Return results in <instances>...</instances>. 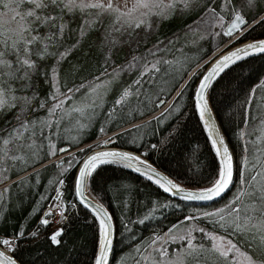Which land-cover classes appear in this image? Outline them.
Wrapping results in <instances>:
<instances>
[{
	"label": "snow or ice",
	"instance_id": "1",
	"mask_svg": "<svg viewBox=\"0 0 264 264\" xmlns=\"http://www.w3.org/2000/svg\"><path fill=\"white\" fill-rule=\"evenodd\" d=\"M124 2L126 10L122 9L116 0H0V8L9 10L4 14L9 17L7 20L4 19V16H0V115L6 114L7 111H11L17 106L20 108L19 113L15 117L19 122L17 127L12 128L5 136H0V166L6 160H26L27 153H31L32 157L39 159V149L34 139L36 129L39 127L42 132L44 128H51L53 123L50 119L21 120V117L28 113L29 110H36L32 106V102L37 98V93L33 92L32 96L17 95L16 93L32 88L35 76H44L45 83L51 84L54 91L50 92L48 97L40 102V107H46L48 100L56 101L48 108L49 117L53 116L56 110L62 108L67 100L72 99L69 93H78L86 87L84 84H81L75 88H69L65 93H61L58 79L59 66L67 60L73 50L80 46L81 41L88 36L89 32L100 30L97 25H104V17L108 18V25L102 33L103 43L101 47L104 45L116 46L121 42L119 37L125 34L131 40L136 29L143 28L146 31L150 29L154 18L156 20H168L177 13L184 15L198 9L204 10V15L201 16L199 21H195L194 23H203L211 27H222L224 16L221 13L230 12L233 18L227 29L223 32V35L233 37L234 33L240 32L243 34V32L251 27L245 18L244 9H255L257 4L264 2V0H240L239 5L237 4V0H221L219 12L217 11L216 0H210V2L209 0H130V7H128L129 0H124ZM22 6L27 7L22 8ZM66 15H72L73 17L76 15L80 16L81 23L77 29H69V22L65 19ZM12 23L16 24L14 29L9 27ZM259 23H264V17H261L259 21L254 20V24ZM189 28H191V25ZM69 31L77 33L78 38L74 44L64 47L63 51H59L63 46L65 35ZM215 35L219 36L220 33H216ZM236 39H239V37H236ZM169 43L172 42L170 41ZM159 50L158 47L151 49L148 54L155 56ZM254 53H264V40L236 48L219 60H216L211 68L202 74V78L196 88L195 107L201 121L204 122L206 129L210 133L209 139L212 141L217 156L221 157L222 166L219 176L212 187L203 189L195 194L191 192L186 193L185 199L212 200L214 197L220 196L232 182V157L229 155V150L225 146L224 139L218 137L215 126L210 122L211 113L208 100L206 99V92L226 69ZM9 57H13L14 59H10ZM48 58L55 60V64L49 70L50 76L49 71H46L39 63L40 61H46ZM140 60V57L133 56L132 61L129 62L125 70H135L139 66ZM172 63L171 61L159 59L154 63L146 62L143 64V70L140 71V77H144L149 72L158 73L161 71L160 65H171ZM192 75L196 77L201 74L193 72ZM96 79L99 80V77H96ZM17 82H19V87H14L13 85ZM111 82L108 81L107 84H111ZM140 83L141 79L139 78L134 81V84ZM102 86L106 85L97 84L91 87L90 91L95 92ZM130 87L123 90L121 96L115 102L117 105L125 103L128 97L132 95ZM257 88H264V79L252 91L255 92ZM180 94L182 93H177V95ZM61 95L64 97L63 100L58 99ZM87 107H92V105H87ZM71 111L83 114V109L81 108H73ZM55 123L59 126V120ZM25 133H29V135L25 136ZM28 141L31 142L29 143ZM110 142V139L105 140L99 146H106ZM9 145H15L16 151H26V154L10 155L13 149ZM152 147L156 148L157 145H152ZM49 148L50 155H55L56 151H65V149H56V146L51 143L49 144ZM91 148L92 146L89 145L86 149H80V151L86 152L91 150ZM142 155H147V153H143ZM104 164H117L131 168L133 171L147 176L149 180H153L154 176L158 177L153 182L158 184L165 192H170L172 189H175L176 192L183 191L172 180L166 179L157 173L150 164L139 156L118 151L96 152L84 161L75 180L76 195L80 198V203L86 208L89 207V204L83 196V187L98 166ZM141 165H144L147 171L141 172ZM4 178L7 179V177ZM255 179L256 177H252L253 181ZM59 182L63 184V180ZM245 182L250 183L249 181ZM59 196L60 191L57 189V197L54 199H59ZM243 196L254 199L257 203L245 205L242 208L230 209V219L226 220L223 215L220 216V220L224 221V223L220 224V227L225 229L229 235L239 234L247 247L257 254V258L248 255L246 252H241L238 244L233 243L231 239L226 241V247H224V237L218 238L213 235L209 237L210 240L214 241L209 251L217 253L220 258L214 264H238L235 257L229 261V254L233 252L242 255L246 264H264V184L256 192L242 191L236 197V200L241 201ZM42 199L44 198L42 197ZM57 209H59L58 214L60 222H62L66 219L62 203L50 205L45 216L56 214ZM220 211L222 212L223 210ZM257 212L259 213V217L254 215ZM94 215L99 220L100 225L99 249L94 264H108V250L112 246L110 232L112 218L102 205L95 207ZM205 215H216V213H206ZM0 218H2V212H0ZM41 223L47 226L50 221L42 219ZM197 230L204 231V229ZM171 231L172 229L169 230V232ZM62 234V228L52 233L49 237L51 243L59 245ZM37 235L38 230L30 233L32 237H36ZM187 235L189 237L187 241L188 250L182 255L169 258L167 264H191L186 258L193 257L198 259L200 253L204 251L203 245L197 247L192 243L191 232H188ZM205 235L207 236L208 234L205 233ZM24 236L25 233L21 230L13 239L0 238V244L7 248V252L0 251V264H18L13 256L8 255V252H14L18 246L16 241L24 238ZM172 239L173 241L176 239L185 240V235H174ZM217 239L221 243H215ZM152 243H155V240ZM158 251H160L161 257L168 255L166 250L158 249ZM153 264H157V262H153ZM158 264H165V262L161 260Z\"/></svg>",
	"mask_w": 264,
	"mask_h": 264
},
{
	"label": "trees",
	"instance_id": "2",
	"mask_svg": "<svg viewBox=\"0 0 264 264\" xmlns=\"http://www.w3.org/2000/svg\"><path fill=\"white\" fill-rule=\"evenodd\" d=\"M217 3L218 1L216 0V7L218 5ZM263 4L264 2H259L256 8L252 10L246 8L244 9L246 20L248 23H253L250 25L251 27L247 31L241 34V40L264 38V23L254 24V20L259 21L261 17H264ZM223 15L227 20L230 17V12L223 13ZM195 16L196 15L191 16L190 19L183 21L175 28L172 26V29L171 27L167 29L164 28V30H166L164 34L166 35L163 36L162 34V37H167L166 43L169 44L165 48H169L170 50L176 46H185L186 43L189 42L191 38V31L180 30V28L186 26ZM65 19L69 22V29H77L81 23V18L79 15H76L75 17L72 15H66ZM97 27L100 30H93L89 32L88 36L81 41L80 46L73 50L71 55H69L72 56L74 53L81 51L85 56V58H83L84 60L82 59V62L84 63H80L79 60H77V62L82 66L89 65L90 62L87 59H92V56L89 54H97L95 55V59L97 60L102 59L104 56V48L101 47V45L102 33L105 29V25H97ZM157 34H161L159 29L157 30ZM220 35V39L224 40L225 36L223 33H220ZM77 38V33H73L72 31L67 32L64 38L63 46L59 49V51L64 50V47L66 46L74 44ZM157 40H159V37L154 38L151 41L146 40L142 43L137 42L139 45L136 49L139 51L145 50L153 43L157 42ZM170 41L172 43H169ZM189 48L193 52H204L198 56V59H193L192 64H190L188 69L182 73L181 79L175 86L177 87L178 85V88L187 78L186 77L183 79L187 72L191 68L193 69L196 67L198 62L204 57L208 56L212 50L207 38L201 39ZM149 58L153 59L155 62L157 59L164 60L167 57L165 56L164 52L160 51L154 57L152 56ZM185 58L186 56L184 54L183 56L179 55L178 60L184 59L182 62L184 63ZM65 63L66 61H64L62 64L64 65ZM159 67L162 68V66ZM72 70L74 72H70L69 77H73L75 75L76 70ZM152 73L153 72H149L147 77H151ZM263 73L264 53L252 54L226 69L225 72L212 84L210 88L208 95L210 106L231 148L233 135L235 134L234 131L239 127L240 122L243 121V119H240V116L241 114L243 116V110L245 111V108H239V102L242 101V98H239V96L241 94L247 93L250 85L255 82ZM163 74H166V76L163 75L162 77L158 78L164 77L163 79H167L166 81H168L173 75H177V70L173 65L163 70ZM148 78L146 80H149ZM195 80L196 77H192V80L188 81L186 88L184 89L180 98L183 99L182 101L185 103L184 105L188 108V113L184 117L177 119L176 126L170 134H165L166 136L164 137L166 138V141L164 144L162 142V147H158L156 142L153 144V140L148 142L146 141V138L144 139V137H142L145 133V130L147 131L150 127H152V122L154 121L153 119H150L144 124L130 127L127 130H121L122 132L117 133L118 135L115 136L116 140H114L115 145L118 147L126 148L132 151L136 150L137 152H142L140 147L141 145L143 147L145 146V148L148 150L143 151L142 154L147 153V155L143 156H145L154 166L165 172L177 182L191 187L203 186L212 182L215 178H217L219 171L218 163L215 160L213 150L207 138H204V150H198L199 146H201L200 144L196 147V149L194 148V154H192L193 152L190 153V151L193 149L189 148L196 146L195 141L198 139L197 132L193 128L194 124L197 128L198 122V114L195 110L192 98ZM140 85L141 86H139L138 90L135 89L136 86H134V88L131 87V89L133 88L137 91V93L132 94L130 98L132 101L135 100L133 106L127 108L124 103L121 105H114L113 119L118 117L121 118V116H129L132 113L135 114V119H138L139 115L142 116L145 114L143 110H145L146 107L148 108L149 105L145 102L143 95L145 88H147L149 85L144 83H141ZM109 97L110 96H108V98ZM151 106L153 110L158 108L155 104H152ZM231 107L233 109L230 111L231 114H229ZM256 112L251 118H247L248 124L254 123V121H256L255 118H258ZM2 116L3 115H0V118H2ZM189 117L192 119H189L188 121ZM142 132L144 133L141 134ZM138 139H140V141ZM143 139L144 142L141 141ZM147 139H149L148 136ZM136 140L139 142L135 143ZM152 145H157V147L153 148ZM157 148L159 149L157 150ZM165 150H168L169 154L167 151L164 153V155L163 151ZM71 153L77 155L74 164H72L75 165L84 152L76 150ZM184 154H186L187 158L191 161L187 165L186 163L183 164L181 162V160H183ZM22 155H25V153H22ZM180 156L181 158H179ZM28 159L32 160L31 153H29L26 160L23 161H27ZM202 159L205 161L207 160V162L209 161V164L211 160L212 165H214L212 173L209 174V171L207 170L209 167L206 169L199 168L200 164L197 163ZM31 165L34 166L33 168L29 169ZM54 165L56 164L48 160L42 161L40 163L32 162L30 165L25 164L18 169V173L14 175L13 173L11 174L12 177H17L10 179L11 182H9L7 185L9 186L7 189L4 190L3 188H0V212L3 211L2 218H0V235L15 237V230H23L25 233L24 238L16 241L18 246L15 248L14 252H11L12 255L19 262H21V264H92L93 250L95 248V235L97 234V222L93 214L88 212L85 207L77 202H74V214L76 215L73 216V219L68 218L67 222L62 227L63 234L62 237H60L61 243L59 245H53L50 242L49 234L41 236L43 233H45L46 227H43L40 222L38 225L36 224L38 227V229L36 228L38 230V235L36 237L30 236V233H32V228L37 221V217L41 213L45 202L53 190V187L47 188L49 187L47 185V181H55L57 177H61L59 176L57 169L53 168ZM27 169H29V171L22 175V170ZM201 171L203 172L201 173ZM238 172L239 166L237 165L234 167L233 178H235L236 175L238 176ZM196 173H201V176H199V174L198 177H193L196 175ZM70 179L71 172L66 178V184L63 191L68 192V195L71 199H75L73 196L72 182H70ZM87 183L90 192L107 208L113 221V248L109 264H132L134 260L132 257L133 246H137V248L141 249V247L146 244L144 243V239L146 236H150L149 234L151 233V229H156L158 233L159 230L167 229V227H169V225L174 221L173 219L166 221V223L164 222V219L172 217L170 215H176L175 218L181 219L188 214L195 216L196 214L193 212L194 207L210 208L216 205H221L218 208L219 210L215 212L216 215L201 218L204 223L209 224V226H214V224L220 225L221 223H224V221L220 220L221 215H223L226 220L230 219L228 215L230 209L242 208L245 205L257 203L256 200L249 199L247 196H243L241 201H237L236 197L239 195V189L236 195L233 194L234 184L220 198L206 204H200L189 200H183L181 198L171 197L160 187L152 183V181L136 174L130 168H126L117 164H104L98 166L93 175L88 178ZM261 185L262 184L257 180H252L246 192H256V190L259 189ZM42 197L44 199H42ZM11 207L15 208V211H11ZM220 210L223 211L221 212ZM4 211L8 213L4 214ZM28 212L29 214H26ZM33 212L34 214H32ZM254 215L259 217L258 212L254 213ZM222 232L226 233V230L223 229ZM239 237L241 238V236ZM240 245L242 248L244 247L243 244ZM246 248L248 247L246 246ZM219 259V257L212 253L203 252L200 253L198 259L187 257V261L191 262V264H195V262L214 264V262L218 261Z\"/></svg>",
	"mask_w": 264,
	"mask_h": 264
},
{
	"label": "rangeland",
	"instance_id": "3",
	"mask_svg": "<svg viewBox=\"0 0 264 264\" xmlns=\"http://www.w3.org/2000/svg\"><path fill=\"white\" fill-rule=\"evenodd\" d=\"M217 1H218L217 11L219 12L220 11L219 4L221 0H217ZM116 2L122 9L126 10L124 0H116ZM239 3H240V0H237L238 5ZM130 6H131V2L129 0L128 7ZM24 7H27V6H22V8ZM8 11H9L8 9L0 8V16H4V19L7 20L9 17L5 16L4 14ZM221 14L223 15V13ZM194 15L196 16L186 26H183L182 28H180V30L191 31L190 32L191 38L189 42H187L185 46H179V47L176 46V47L171 48L170 50L169 48H165L169 44L166 43L167 37H162V34L163 36L166 35L164 34L166 32L164 28L167 29V28H170L171 26L175 28L179 26L183 21L190 19V17ZM203 15H204V10L198 9L194 12L186 13L184 15H180L179 13H177L171 19H168V20H156L154 18L152 27L150 29H148L147 31L143 28L136 29V32L133 35L131 40L129 39L127 34H125L119 37L121 42L117 44L116 46L104 45L103 46L104 56L102 59H98V60L95 59L96 58L95 55L97 54L95 55L89 54L90 56H92V59H87L90 62L88 66H82L77 62V60H79L81 63L84 60L83 58H85V56L82 54L81 51L74 53L72 56H68L67 60H65L66 63L64 65L61 64L59 66L58 79H59V85H60V92L65 93L67 92L69 88H75L81 84H84L86 87L81 89V91L78 93H75V94L69 93V95L72 96V99L67 100L64 103L63 107L57 109L55 114L51 117H49L48 108H50L52 104L55 103L56 101L48 100L46 107L44 108L40 107V102L42 100H45L48 97L50 92L54 91L51 84L45 83L44 76H41V75L35 76L33 78L34 86L32 88L27 89L24 92L16 93L17 95H27V96H32L33 92L37 93V98L33 100L32 102V106L36 110L35 111L29 110L28 113H26L24 116L21 117V120L50 119L53 123H52L51 128H44L42 132L40 131L39 127H37L36 129V136L34 137V139L39 149V157H40L39 159L32 157V160L28 159L27 161H23V162L6 160L4 164L0 166V188H3L4 190L7 189L9 187L7 185L9 184V182H11L10 179H12L13 177H17V176L12 177L11 174L13 173L14 175L18 173L17 172L18 169L25 164L30 165V163L32 162L40 163L42 161H47V160L56 164L55 160L60 159L62 161L60 165L56 164L53 166L54 169L55 168L57 169L58 174L61 177L59 178L57 177L55 181L53 180L47 181V185L49 186L47 188L53 187V190H52L51 195L45 202V205L41 213L37 217V221L32 228V232L37 231L38 229L37 225L39 224V222L41 223L42 219H48L50 223L47 226L41 223L43 227H46L45 233H43L41 236H45L49 234V237H50L51 234L54 233L57 229H61L64 226L68 218L73 219V216L76 215L74 214V209H75L74 202H76L75 199L72 198L73 199L72 201V199L68 195V192H65L63 190L65 188L66 178L68 175H70V172H72V169H73L72 167L74 166L72 164H74V161L76 160L77 155L73 153H68L64 155L63 157H59L60 155L58 154V151L55 152V155H50L49 154V151H50L49 144L50 143L54 144L56 146V149L66 148L67 150H70V149H74L75 147H79V146H84L80 149H86L87 146L89 145H91L92 148H94L97 145L103 144V141H105L106 139L110 137H113L114 140H116L115 136L118 135L117 133L122 132L125 129L127 130L130 127H133L139 124H144L150 119H153L154 121L152 122V127H150L147 131L145 130V133L142 132L141 134L144 133L142 137H144V139L146 138V141L150 142V140L151 141L153 140L152 141L153 144L154 142H156L158 147H162V145L166 141V138L164 137L166 136L165 134L166 133L170 134L176 126L177 119L180 117L181 118L184 117L188 113V108L184 105L185 103L182 101L183 99H180L182 94L177 95V93H183L188 81L192 80L193 73L190 74V70L192 68L187 72V74L183 78L185 79L187 77L183 81V84H181L179 88H178V85L177 87L175 86L181 79L182 73H184L188 69L189 65L192 64L193 59H198V56L204 52V51L193 52L190 50L189 47L196 44L201 39L207 38V40L209 41L210 47L212 48L211 52L209 53L211 54L214 51H217L219 47L221 46V44L224 41H226L225 40L226 38L224 40H221L220 39L221 35L217 36L215 34L223 33L222 28L230 17L226 20L225 16L223 15L224 21H223L222 27L220 26L211 27L203 23H200V24L194 23L195 21H199L201 16ZM230 16H231V13H230ZM103 19L105 21L104 25L106 28L108 25V18L104 17ZM190 25H191V28H189ZM9 27L14 29L16 27V24L12 23L11 25H9ZM158 29L160 30L161 34H157ZM157 37H159V40H157V42L153 43L147 49L142 50V51H139L138 49H136L139 43H142L146 40L151 41L152 39L157 38ZM137 42L139 43L137 44ZM102 43H103V39H102ZM157 47L160 50L157 51L156 54L160 51L164 52L165 56L167 57L164 60L171 61L173 63L171 65L162 64L160 65L162 66L160 72L158 73L153 72L151 74V77L149 78L147 77L148 74L141 78L140 71L143 70V64L146 62L154 63L153 59L149 58V57H152V55L148 54L149 50L157 48ZM60 51H63V50H60ZM183 54L186 56L184 63H182L184 59L178 60L179 55L183 56ZM133 56L141 58L139 62V66L135 70L126 71L125 69L128 66L129 62L132 61ZM10 59H13V58H10ZM203 59H201L200 61H202ZM39 63L41 64L42 67L45 68L46 71H49L51 67L55 64V60L53 58H48L46 61H40ZM173 65L175 66V69L177 70V75H173L172 78L169 79L168 81H166L167 79H163L164 77L158 78V77H162L163 75L166 76V74H163V70ZM72 69L76 70L75 75L73 77H69L70 76L69 73L74 72ZM83 70H88V71H83ZM50 75L51 74L49 71V76ZM96 77H99V80H97ZM146 77L149 80H146L147 79ZM138 78L141 79L142 84L144 83V84L149 85L147 88H145L144 95H143V98H145V102L149 105V107L148 108L146 107L145 110H143L145 114H143L142 116L140 115L138 116V119H141L143 117L144 118L141 120L135 119L136 116L135 114L132 113L129 116L128 115L124 117L121 116V118L118 117V118L113 119L114 118V113H113L114 105H117L115 103L116 100L121 96L123 90L125 88H129V86L133 88L134 86H136L135 89L138 90L139 86H141L140 85L141 83L134 84V81H136ZM262 79H264V73L261 74L259 78L250 85L247 93L241 94L240 95L241 97L239 96V98H242L241 99L242 101L239 102L240 103L239 108H245V111L243 110V116L242 114L241 116L239 114L240 119H243V121L240 122L239 127L236 128V130L234 131L235 134L233 135V139H232L233 151H232V148L229 146L231 149L232 155L234 154L233 155L234 167L237 165L239 166L238 176L236 175V177L233 178V181L231 184V186L234 184L233 194L235 195L237 194L238 189H239V194L242 191L246 192L248 190L252 182V177H256L255 180H257L261 184H264V88H257L255 92L252 91V89L256 88V86L260 83ZM108 81H112L111 84H107ZM97 84L106 85V86H102L98 88L97 91L91 92L90 91L91 87H94ZM13 86L19 87V82H17ZM131 87H130L131 93L132 94L137 93V91L133 88L131 89ZM210 88L208 90L207 97L209 95ZM108 96H110L109 97L110 99L108 98ZM130 98H131V95L128 97L127 101L124 103L127 108L133 106L135 103V100L132 101ZM58 99L63 100L64 97L61 95ZM160 100L163 101V104H164L163 108L161 109L155 108V110H153L151 105L152 104L157 105V102ZM87 105H92V107H87ZM73 108L83 109V114H81L80 112L71 111V109ZM232 109L233 108L231 107V109L229 110V114H231L230 111H232ZM19 111H20V108L19 106H17L11 111H7L6 114H3L2 118H0V136H5L9 131H11L12 128L17 127L19 122L15 119V117L19 113ZM255 112H256V115H258V118H255L256 121H254V123L248 124L247 118L248 117L251 118ZM189 119H192V118L189 117L188 121ZM234 119H235V116H234ZM57 120H59V126H57L55 123ZM197 121H196L197 128L195 124L193 128L197 132L198 141L197 140L195 141L196 146H192L189 148V149H193L190 151V153L193 152L192 154L195 153L194 150L200 144L201 146H199L198 150L200 151L201 149L204 150V147H203L204 138L208 139L211 145V148H212V144L206 132L205 126L203 122L201 121L199 115H197ZM101 129H103V131H101ZM118 129L119 130L122 129V131H119L111 136L109 135L106 136L107 134L115 130H118ZM27 135H29V133H25V136ZM147 136L149 137V139H147ZM97 138H99L97 142L87 145L88 142H91ZM144 139L141 141L144 142ZM138 140L140 141V139ZM139 141L136 140L135 143H138ZM28 142L30 143L31 141H28ZM9 147L13 149L10 155H22V153L26 154V151H16L15 145H9ZM140 147H141L142 152L148 150L147 148H145V146L143 147L141 145ZM80 149L78 150L80 151ZM158 149L159 148H157V150ZM134 151L135 153L139 154V157L148 160L145 156L142 155V152H137L136 150ZM167 151L168 150L163 151V154L166 153ZM213 153L215 156V160L218 161L214 150H213ZM168 154H169V151H168ZM28 155L29 153H27V156ZM179 158H181V156ZM187 159L188 158L186 154H184L183 160H181V162L183 164L186 163L187 165L191 162L190 159L188 160ZM148 162L152 164L149 160ZM197 164H200L199 168H202V169L204 168L206 169L207 167H209V169L207 168V170L209 171V174L212 173L214 165H212L211 160H210V164H209V161L207 162V160L205 161L203 159L200 160V162H198ZM213 164H214V159H213ZM33 166L31 165L29 169L33 168ZM29 169L22 170L21 174L22 175L26 174L29 171ZM202 172L203 171H201V173ZM201 173H196V175L193 177H198L199 174H200L199 176H201ZM242 174H243V178H242ZM4 177H7V179H5ZM216 179L217 178H215L212 182L206 185L192 186V187L185 186L177 182L175 179L173 180L176 181L182 187L193 188V189H204L212 185L216 181ZM61 180H63V184H60L59 181ZM245 181H249L250 183H246ZM87 182H88V179L85 184V193L90 198L101 203L90 192ZM57 189H59L60 191V196H59V199H54L57 197ZM183 200H186V199H183ZM61 203L64 209V214H65L66 219L60 222V216L58 214L59 209H57L56 214L45 216V213L48 211L50 205L61 204ZM219 206L221 205H216L210 208L194 207L193 212H195V214L199 215L200 217L196 215L193 216L191 214H188V215H185V217L180 219V218H175L176 215H170L172 217L164 219V222L166 223V221H170L173 219L174 221L173 223L169 225V227H167V229L159 230V233L157 232L156 229H151V233L149 234L150 236L145 237L144 243L146 244L143 247H141V249L137 248V246H133L132 257L134 258V260L132 264H153V262H157L158 264V262L161 260H163L165 264H167V260L169 258H174L177 255H182L188 250V247H187V241L189 239L187 235L188 232H191V239L194 245H196L197 247H199L200 245L204 246L203 253H212L218 257L217 253L209 251V249L212 248V244L214 243V241L210 240L209 237L215 235L218 238L221 236L224 237V244H223L224 247H226V241L228 239H231L233 243L238 244V246L241 249V252H246L248 255H252L254 258H257V254L253 253L251 248H246L247 245L245 241H243L239 237L240 236L239 234L229 235L227 232L226 233L222 232L223 229L220 227V225L214 224V226L213 225L209 226V224L204 223V221L201 220V218H204L207 216L211 217V215H205V214L215 213L216 211L219 210L218 209ZM13 210L15 211V208L11 207V211ZM86 210L88 212H91L87 208ZM7 213L8 212L4 211V214H7ZM26 214H29V212ZM32 214H34V212ZM91 214H93L97 222V234L95 235V248L93 250V261H94L96 249L99 243L100 225L94 213L91 212ZM170 229H172L171 232H169ZM197 229H204V231H199ZM18 231L20 232V230ZM18 231L15 230V233L16 234L19 233ZM205 233H207L208 235L206 236ZM180 234L185 235V240L176 239L175 241H173L172 236L174 235L178 236ZM0 238L13 239L14 237L0 235ZM153 240H155V243H152ZM215 243H221V241L217 239ZM240 244H243L244 247L242 248ZM0 247L4 249L5 251H7V248L4 245L0 244ZM112 248H113V243H112ZM158 249L166 250L168 255L165 257H161L160 251H158ZM8 253L12 255L11 252H8ZM233 257H235V259L238 261V264H246L244 257L240 255L239 253H235V252L230 253L229 261H231ZM19 263L21 264V262ZM195 264H203V263L195 262Z\"/></svg>",
	"mask_w": 264,
	"mask_h": 264
},
{
	"label": "water",
	"instance_id": "4",
	"mask_svg": "<svg viewBox=\"0 0 264 264\" xmlns=\"http://www.w3.org/2000/svg\"><path fill=\"white\" fill-rule=\"evenodd\" d=\"M262 15H263V14H262ZM260 17H261V16H260ZM232 18H233V17H232V15H231L230 18L226 21L225 25L223 26V28H222V32H224V31L227 29V27L229 26V23H230V21L232 20ZM247 22H248V21H247ZM252 23H253V22H252ZM252 23H248V25H251ZM224 36H225V35H224ZM240 36H241V33H240V32H236V33H234L233 37L225 36V38H226L225 40H226V41H224V42L221 44V46L219 47V49H218L217 51H214L213 53L209 54V55L206 56L202 61H200V62L196 65V67H194V68L190 71V74L193 73V71H194V72H199L201 75L196 76V78L198 77V78H199V82H200V79L202 78V74H203V73H206L207 70H208L209 68H211L212 64L215 63L216 60H219L221 57L227 55L229 52L234 51L236 48L243 47V46H245V45H247V44H249V43H253V42L260 41V40H264V38L244 39V40H241V39H240ZM236 37H239V39H236ZM254 54H256V53H254ZM199 82L197 83L196 88H197V86L199 85ZM196 88H195V90H194V103H195V104H196V95H195V93H196ZM208 90H209V89H208ZM208 90H207V92H206V99H207V100H208V97H207ZM161 101H162V100H160V101L157 102V107H158L159 109L163 108V106H164V104L161 103ZM208 104H209V110H210V113H211V121H210V122L215 126L216 134L218 135V137L224 139V141H225V146H227V147H228V150H229V144H228L227 139H226V137L224 136V134H223V132H222L220 126H219V123H218V121H217V119H216V117H215V114H214V112H213V110H212V108H211V106H210L209 100H208ZM202 122H203V121H202ZM203 124H204V122H203ZM204 126H205V125H204ZM205 129H206V127H205ZM121 130H122V129H120V130H119V129H118V130H115V131H113V132L107 134L106 136H108V135L111 136V135H113V134H115V133H117V132H119V131H121ZM206 132H207L208 137H209V136H210V133H209V131H208L207 129H206ZM106 136H105V137H106ZM109 139L111 140V142L108 143L106 146H99V145H97L96 147L91 148V150L84 152V153L80 156V158L78 159V161L76 162V164L74 165V167H73V169H72L70 182H72V181L74 180V191H75V197H76L75 201L78 202L79 204H81V203H80V198L77 197V195H76V188H75V180H76V177H77V175H78V173H79V169H80V167L83 165L84 161L88 159L89 156L93 155V154L96 153V152L109 151V150H103V149H109V148H111V147H115L114 138H113V137H110V138H108V139H106V140H109ZM98 140H99V138H97V139H95V140H93V141H91V142H88L87 145H89V144H93L94 142H97ZM210 142H211V144H212V141H211V140H210ZM100 145H102V144H100ZM82 147H84V146L75 147L74 149H70V150H67L66 148H61V149H65V151H58V154L60 155L59 157H63L64 155H66V154H68V153H71V152H73V151H76V150H78V149H80V148H82ZM212 148H213V145H212ZM213 150H214V152H215V154H216V150H215L214 148H213ZM122 153H123V152H122ZM229 155L232 157V163H233V176H234V158H233V155H232L231 150L229 151ZM216 156H217V154H216ZM144 160H145L148 164H150V163L148 162V160H146V159H144ZM217 160H218L217 162H218L219 172H220V169H221V166H222V165H221V157L217 156ZM55 161H56V164H57V165H60V164L62 163V161H61L60 159H57V160H55ZM150 165L152 166L153 169H155V171H156L157 173H159L160 175H162V176L165 177L166 179H170V180H172V181H173L178 187H180L181 189H183V191H181V192H176L175 189H172L170 192H165V191L161 188L165 193H167V194H168L169 196H171V197H176V198L185 199L184 197H185L186 193L191 192V193H194V194H195V193H199L201 190H203V189H193V188L182 187V186L179 185L176 181H174L172 178H170L165 172H163V171L160 170L159 168L153 166L152 164H150ZM140 168H141V172H145V171H147V169H146V167H145L144 165H141ZM130 169H131V168H130ZM131 170H132V169H131ZM132 171H133V170H132ZM133 172H135V171H133ZM135 173L147 179V176H145V175H141V174L138 173V172H135ZM149 174H150V173H149ZM218 174H219V173H218ZM218 176H219V175H218ZM157 178H158V177H155V176H154L153 180H150V181L153 182V181H154L155 179H157ZM217 178H218V177H217ZM148 180H149V179H148ZM232 181H233V177H232ZM4 184H5V183H4ZM85 184H86V183H85ZM155 184H156V183H155ZM213 184H214V183H213ZM213 184H212V185H213ZM231 184H232V182L230 183L229 187H228V188H227V189H226V190H225L220 196H218V197H214L212 200H197V199H186V200L193 201V202L200 203V204H206V203L213 202V201L217 200L218 198H220L225 192H227L228 189L230 188ZM156 185H158V184H156ZM212 185H210L209 187H212ZM158 187H159V185H158ZM209 187H207V188H209ZM204 189H206V188H204ZM83 196H84V198L86 199V202L89 204V207H88L87 209H89V210H90L91 212H93V213H94L95 207H96L97 205H102L101 203L97 202L96 200L90 198V197L85 193V185H84V187H83ZM81 205L84 206L83 204H81ZM102 206H103V205H102ZM85 208H86V207H85ZM103 208H104V210L108 213L107 209H106L104 206H103ZM108 215L110 216L109 213H108ZM110 217H111V216H110ZM98 221H99V220H98ZM110 232H111V238H112V243H113L114 228H113V221H112V219H111V222H110ZM99 241H100V237H99ZM98 249H99V243H98V247H97V249H96L95 257H96V255L98 254ZM3 250H4V249H2V248L0 247V251H3ZM111 250H112V246H111V248L108 250V264H109V261H110V258H111V253H112ZM6 252H7V251H6ZM8 255H11V254L8 253ZM11 256H12V255H11ZM95 257H94V261H93L92 264H94V262H95ZM16 260H17V259H16ZM17 262H18V264H20L18 260H17Z\"/></svg>",
	"mask_w": 264,
	"mask_h": 264
},
{
	"label": "bare ground",
	"instance_id": "5",
	"mask_svg": "<svg viewBox=\"0 0 264 264\" xmlns=\"http://www.w3.org/2000/svg\"><path fill=\"white\" fill-rule=\"evenodd\" d=\"M194 72V71H193ZM199 82V78L197 77L196 80H195V84H194V88H193V92H192V98H193V102H194V90L196 88V85L197 83ZM194 107H195V103H194ZM195 110H196V107H195ZM197 112V110H196ZM198 113V112H197ZM199 115V113H198ZM103 150H109V151H118V152H123V153H129V154H132V155H135V156H138V153H135V151H132V150H129V149H126V148H121V147H118L117 145H115V147H111L109 149H103ZM230 147H229V151H230ZM141 158V157H140ZM143 159V158H141ZM144 160V159H143ZM219 168V166H218ZM219 173V171H218ZM72 192H73V196L74 198L76 199L75 197V191H74V180L72 181ZM5 251V250H3ZM6 252V251H5Z\"/></svg>",
	"mask_w": 264,
	"mask_h": 264
}]
</instances>
